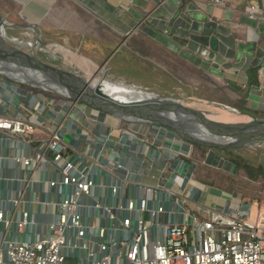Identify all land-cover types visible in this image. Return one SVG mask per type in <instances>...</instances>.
<instances>
[{"label":"built area","instance_id":"obj_1","mask_svg":"<svg viewBox=\"0 0 264 264\" xmlns=\"http://www.w3.org/2000/svg\"><path fill=\"white\" fill-rule=\"evenodd\" d=\"M34 88L0 76V264H264L260 203L205 201L193 145Z\"/></svg>","mask_w":264,"mask_h":264},{"label":"crops","instance_id":"obj_2","mask_svg":"<svg viewBox=\"0 0 264 264\" xmlns=\"http://www.w3.org/2000/svg\"><path fill=\"white\" fill-rule=\"evenodd\" d=\"M11 1L33 23L41 25L40 21L46 19L51 24L48 28L57 29L54 18L49 16L52 0ZM78 1L90 11L93 20L89 18V21L99 28L96 34L100 35H80L84 56L93 63H79V68L73 69L88 75L92 74L89 66L105 69L111 58L119 57V47L127 43L148 51L154 48L164 59L171 57L189 65L192 71L209 77L216 85L242 90L241 93L225 92L232 100L230 105L239 111L244 106L264 112V9L257 8L252 17L247 14L248 7L260 0H244L235 6L229 2L218 6L212 0ZM64 38L68 42L71 35ZM126 49L130 50V58L122 61L123 68L141 70L146 61L149 65L148 57L143 56L145 53ZM71 55L68 52L65 56ZM95 61L100 62L99 66ZM129 76L120 80L127 82L130 78L135 83ZM212 82L206 85L214 86ZM215 195L205 201H217Z\"/></svg>","mask_w":264,"mask_h":264},{"label":"rangeland","instance_id":"obj_3","mask_svg":"<svg viewBox=\"0 0 264 264\" xmlns=\"http://www.w3.org/2000/svg\"><path fill=\"white\" fill-rule=\"evenodd\" d=\"M50 5L53 7V10H50L49 16L54 18L57 29L48 28L51 24L46 19L40 21L42 23L41 25L33 23L31 17L21 14L18 4H15L11 0H0V16L6 23L2 28L3 31L25 50L32 49L34 54L38 57L58 66L78 69L79 63H93L84 56L86 52L82 49L84 44H81L82 40L80 36L82 33L92 37L100 35L98 32L96 34V29L98 31L99 28L89 21V18L92 19V16L89 15L90 11L85 10L82 2L78 0H52ZM67 35H71V40L65 42L64 39L66 38L64 37H67ZM37 39H39V41ZM127 46L122 45L119 47L117 53L119 57L115 56L111 58L109 63H107L106 66L104 65L105 69L108 70V72H105L104 76L108 79L120 80L130 74L129 77L134 78L135 83L130 82V78L127 81L129 83L141 85L142 88L154 93H166L167 95L180 99L189 106L205 109L210 112V114L213 113L214 115L219 111L232 112V110L235 109L233 110L234 112L238 110L236 107L230 105V101L232 100L225 96V92L230 90V92L237 91L241 93L242 90L233 88L231 85L227 86V88H229L228 90L223 85H216L209 77L203 74L201 75V73H199V75L192 71L189 65H184L182 62L175 61V59L171 57L164 59L157 49L151 48L148 51L146 48L136 47L135 51L140 54L145 53L143 56L148 57L150 66L146 64L148 62L146 61L145 68L141 70L133 69L130 71L123 68L122 61L130 58V52L126 49ZM68 52L72 55L65 56ZM95 62L97 63L96 65L99 66L100 62ZM89 67L92 74L95 76L101 75L99 68H95L93 65ZM145 69H148V71H145ZM198 81L201 82H199V86ZM211 82L214 86L210 84L208 86L206 85ZM18 84L24 88H31V86L26 84ZM42 92L44 91L42 90ZM46 94L57 96V94L51 92H46ZM230 108L233 109L230 110ZM237 112L248 113L244 110L240 112L238 110ZM259 112L264 114L263 111ZM263 114L256 115L264 116ZM124 123L123 125H125ZM147 125H150V123H147ZM34 136H36V134H34ZM231 149L236 154H240L244 158L249 159L253 164L260 163L264 166V141ZM208 153L209 150L206 153V157L200 159L198 153L194 150L189 158V162L193 164L194 170L196 167H199L203 176H212V172L219 170L224 174L222 178L224 181H220L221 185L213 184V186H210L207 182L195 181L200 186H203L206 192L212 190L214 195L221 193V191L223 192V196H226L225 194L227 193L235 197L241 196L242 193L246 194V196L243 197L246 199V203L251 206V218L254 217V212L259 203L260 210L264 211V180H258L256 186L249 185L243 179V171H239L236 174L233 173L235 170L232 165L218 158L219 155H222L220 149L215 150V154L210 153L208 155ZM231 173L235 174V176H233V186L235 189L225 193L226 191L222 185L227 184ZM225 200L226 198L219 197L217 202L220 205ZM184 202L190 210L199 212L201 209L195 202ZM75 261L76 258L69 260V263L74 264Z\"/></svg>","mask_w":264,"mask_h":264},{"label":"water","instance_id":"obj_4","mask_svg":"<svg viewBox=\"0 0 264 264\" xmlns=\"http://www.w3.org/2000/svg\"><path fill=\"white\" fill-rule=\"evenodd\" d=\"M5 25L0 16V76L9 81L77 99L119 120L161 126L191 146L200 144L209 148H236L264 141V116L238 113V110L214 115L166 93H154L123 80H110L104 76L103 67L99 68L101 75L95 76L58 66L38 57L32 49L25 50L6 35L2 29ZM116 86L144 95H129L125 100H119L106 91L107 87ZM210 153L215 154L212 149L208 155ZM218 158L231 164L220 156Z\"/></svg>","mask_w":264,"mask_h":264},{"label":"trees","instance_id":"obj_5","mask_svg":"<svg viewBox=\"0 0 264 264\" xmlns=\"http://www.w3.org/2000/svg\"><path fill=\"white\" fill-rule=\"evenodd\" d=\"M127 45H126L127 48H132V49L136 48V46L130 45V43H127ZM129 52H130V50H129ZM34 89H37V88H34ZM44 92L46 93V91H44ZM47 93H49V92H47ZM246 109L247 108L242 106V110L247 111L248 113H252L254 115L263 114L262 112H259V110H253V109L252 110L251 109L246 110ZM210 149H212L214 152H215V150L220 149V151L222 152V155H219V156H221V157L223 156L222 157L223 159L229 161L232 164L233 169L235 170V172H233V173L236 174L239 171H243V173H244L243 179L249 185L256 186L257 185L256 183L258 180H260V179L264 180V166L262 164H260V163L253 164L249 159L244 158L240 154H236L235 152H233V150L231 148H209V147H206V146H203L200 144H194L192 146V152L195 150L198 153V156L200 159L206 157V153ZM193 172H194L195 180H198L201 182H207L210 184V186H213V184H220L221 185L220 181L221 182L224 181V179H222L224 174L221 173L219 170L212 172V174H213L212 176H203L201 174V169H199V167H196ZM233 173H231L229 175V181L227 182V184L222 185V186H224V190L226 191L225 193L231 192L233 189H235L233 186V183H234V177L233 176H235V174H233ZM208 175H210V174H208ZM225 195H226V197L230 196L229 193H227ZM243 196L245 197L246 194L242 193V195L240 196L241 200L245 201L246 199Z\"/></svg>","mask_w":264,"mask_h":264},{"label":"bare ground","instance_id":"obj_6","mask_svg":"<svg viewBox=\"0 0 264 264\" xmlns=\"http://www.w3.org/2000/svg\"><path fill=\"white\" fill-rule=\"evenodd\" d=\"M106 91L108 93H110L112 96H114L117 99H119V100H125L126 97L129 96V95L130 96H134V97H140L141 95H144V93H142V92H136V91H133V90H125L123 88H120L119 86H116V87H107L106 88ZM219 112H221V111H219Z\"/></svg>","mask_w":264,"mask_h":264}]
</instances>
